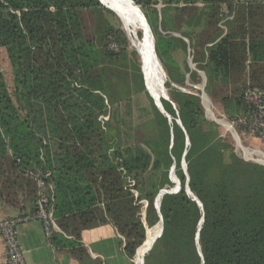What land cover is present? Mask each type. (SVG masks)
Here are the masks:
<instances>
[{
	"label": "trees",
	"instance_id": "trees-1",
	"mask_svg": "<svg viewBox=\"0 0 264 264\" xmlns=\"http://www.w3.org/2000/svg\"><path fill=\"white\" fill-rule=\"evenodd\" d=\"M131 1L154 37L169 95L160 103L170 122L146 92L115 15L98 0H0V200H21L33 211L37 188L26 174L49 171L59 230L50 244L80 263L82 232L111 225L133 259L161 217L162 233L143 248L144 264H264V166L238 157L205 117L198 93L182 90L187 75L198 84L203 72L206 95L222 103L228 120L242 112L246 84L264 90V1ZM223 5L231 19L221 17ZM139 93L153 115L143 140L124 145L119 128L99 117ZM40 109L54 158L38 135ZM172 167L180 189L162 195L159 217L155 199L174 187ZM120 168L134 180L137 196Z\"/></svg>",
	"mask_w": 264,
	"mask_h": 264
},
{
	"label": "built area",
	"instance_id": "built-area-1",
	"mask_svg": "<svg viewBox=\"0 0 264 264\" xmlns=\"http://www.w3.org/2000/svg\"><path fill=\"white\" fill-rule=\"evenodd\" d=\"M221 16L231 19L226 5L222 6ZM109 48L112 51H118L119 49L114 42H110ZM241 100L242 106L245 109L244 115L241 116V113L236 115L230 123L225 120L228 123L230 130L236 135L235 141H238L237 135H240L246 139L257 138L264 143V90L251 88L246 84L242 92ZM106 120L107 119L104 116L99 117V121L102 125ZM240 149L245 160H251L252 157L255 156L260 158L262 161L259 162H262L264 165V153L261 150L251 149L249 147H240ZM119 170L122 171V175L127 181V187L134 196H137L136 191L133 189L135 184L134 180L129 176H126L125 171L122 168ZM26 176L36 184L37 188L34 210L14 217L5 218L0 221V238L4 243V258L6 264H27L24 259V250L18 239L17 230L20 225L34 221L39 222L47 244H50L52 233L54 231H59L55 224L52 210L54 190L52 184L47 182L51 177V173L49 171L40 170L28 171ZM140 203L142 204V210H145L146 202L141 201ZM135 256L133 260L135 264H137Z\"/></svg>",
	"mask_w": 264,
	"mask_h": 264
},
{
	"label": "rangeland",
	"instance_id": "rangeland-1",
	"mask_svg": "<svg viewBox=\"0 0 264 264\" xmlns=\"http://www.w3.org/2000/svg\"><path fill=\"white\" fill-rule=\"evenodd\" d=\"M115 22L118 24V26L120 28L122 27V25H121V23L117 17H116ZM139 35H140L139 38L142 39V35L141 34H139ZM128 44H129L128 53H129L130 59H131L130 53L135 52L136 57H137V61L140 64V60H139V56L137 54V51L130 45L129 41H128ZM181 57L183 58V56H181ZM181 57L179 56L177 58H181ZM188 58H189V56H187L186 61H188ZM164 74H165V72H164ZM198 74L200 76L201 71H198ZM186 77H187V82H186L187 87L183 88L182 90L190 92V93H198L200 100H201L202 107H203V103L205 106V108L203 107L205 117L207 115V117H206L207 119L211 120V118H215L216 120L219 121V123H222L224 128L218 124L219 129H220V133L223 134L227 138V140L232 144L235 154L238 157H240L242 160H244L245 162H251V163H255V164L264 166L262 164V162H259L262 160L260 158L255 157V156L252 157L251 160H245L244 155L240 149V147H245V148L249 147L251 149L261 150L264 153V143L257 138L246 139L240 135H237L238 141H235L234 138L232 137L231 133L227 132L225 130V129L230 130L228 124L221 121V120H226L228 123H230L232 121V120H228L226 118V116L224 114V108H223L222 103L219 100L211 99L209 96H208L209 99L204 97L203 101H202L201 91H200L201 86H202L201 76H200L201 81L198 84H190V82L188 80V75ZM165 82H166V75H165ZM205 85H206V83H205ZM164 88L167 91V88L165 86H164ZM167 95H168V92H167ZM168 98H169V95H168ZM37 102H39L40 107L43 106L42 100L38 99ZM207 109L209 110V116L210 117L208 116V110ZM40 111H42V114L37 112V119L38 120L36 123V125L38 126V135L42 139V145L50 146L49 149L51 150V158H54L55 153L57 152L56 146L54 145V143L51 139L50 140L46 139V138H48L47 137L48 134L45 130V124L43 122V117H44L45 112L43 109L42 110L40 109ZM41 115H43L42 120L40 118ZM152 115H153V113H152L151 105H150L148 98L146 97V95L144 93H139L136 96H133L132 99H130V100L121 101V102L114 104L112 107H110L109 114L105 115L104 117L107 119L105 122L111 124L114 127L119 128L121 138H122V142L124 145H133V144H135V142L142 141L144 135L147 134V132H148L147 124H148L149 120H151ZM211 121H213V120H211ZM237 142H238V147H237ZM43 153H42V155H43ZM42 155H41V157H42ZM169 175H170V172H169ZM17 202L15 204H17ZM0 204H1V200H0ZM4 206L5 207L6 206L12 207V205L9 203H6V205L4 204ZM142 216H144V210H143ZM153 230H154V228H153ZM154 233L155 232L149 233V239L145 244L151 243V240L155 236ZM146 253H145V251H143V249H141V251L139 250L138 259L140 260V263L143 261ZM136 263H137V261H136ZM134 264H135V262H134ZM137 264H139V263H137Z\"/></svg>",
	"mask_w": 264,
	"mask_h": 264
},
{
	"label": "crops",
	"instance_id": "crops-1",
	"mask_svg": "<svg viewBox=\"0 0 264 264\" xmlns=\"http://www.w3.org/2000/svg\"><path fill=\"white\" fill-rule=\"evenodd\" d=\"M198 5L200 6L201 4L198 3ZM174 35L179 37L177 34ZM184 41L186 43L188 42L186 39ZM4 204L1 201L0 221L5 218L30 212L25 204L23 206L21 200L17 204L12 205V207H7L8 205L5 207ZM17 231L19 242L24 250V259L27 264H134V260L129 259L123 253V243H121L123 240L121 236L109 224L82 232L81 244L85 250L82 263L78 262L79 260L71 255L68 249H58L47 244L41 224L37 221L20 225ZM0 264H6L4 258V243L1 238Z\"/></svg>",
	"mask_w": 264,
	"mask_h": 264
},
{
	"label": "bare ground",
	"instance_id": "bare-ground-1",
	"mask_svg": "<svg viewBox=\"0 0 264 264\" xmlns=\"http://www.w3.org/2000/svg\"><path fill=\"white\" fill-rule=\"evenodd\" d=\"M104 6L113 10L120 16L122 31L126 35L130 45L137 51L139 56L140 65L145 79V90L153 97L155 102H160L164 98L165 88V74L161 64L158 62L156 55L152 50L150 35L145 26L143 18L137 8L129 0H99ZM138 33H141L142 39L139 38ZM156 54V53H155ZM208 110V109H207ZM209 116V110H208ZM210 117V116H209ZM222 122L228 124L225 120ZM220 125L223 127L222 123ZM229 126V125H228ZM224 128V127H223ZM230 129V127H229ZM229 131L228 129H226ZM177 180L175 181V183ZM160 227L159 224L154 227V238L151 243L145 244L142 248L137 250L135 259L137 263H140L138 259L139 250L148 247L153 244L156 238V228ZM146 237V235H145Z\"/></svg>",
	"mask_w": 264,
	"mask_h": 264
},
{
	"label": "water",
	"instance_id": "water-1",
	"mask_svg": "<svg viewBox=\"0 0 264 264\" xmlns=\"http://www.w3.org/2000/svg\"><path fill=\"white\" fill-rule=\"evenodd\" d=\"M129 1H131V0H129ZM98 2L100 3V5H101L102 7L108 9L109 11H111V12H112V13L118 18V20H119L120 23H121L120 16H119L116 12H114L113 10H111V9L107 8L106 6H104L99 0H98ZM137 8H139V7L137 6ZM139 12H140V14H141V16H142V18H143V21H144V23H145V26L147 27V30H148V32H149L150 40H151V45H152V50H153V52H154V55H156V54H155V50H154V37H153L152 32H151V30H150V28H149V26H148V24H147V22H146L145 17H144V15H143V13L141 12L140 9H139ZM156 57H157V56H156ZM157 60H158V58H157ZM158 62L160 63L159 60H158ZM188 66H189V68H190L191 70L194 69V64L192 63V61H191V57H190V56H189V58H188ZM140 70H141V73H142V75H143L144 87H145V79H144V74H143V71H142L141 66H140ZM200 76H201V78H202V86H201V90H200V91H201V98H202V101H203V98H204V97L207 98V99H209V98H208V96L206 95V93H205V91H204L205 83H206V77H205L204 73H202V72H201ZM146 92H147V91H146ZM147 93H148V92H147ZM148 95H149V97L152 99L153 104H154V106L156 107V109H157V110H158L163 116H165V117L168 119V121L170 122V117H169V115H167V114L165 113L164 109L162 108L161 103L158 102V101L155 102L154 99H153V97H152L149 93H148ZM163 99L168 101V95H167V91H166V89H165V93H164V98H163ZM203 107L205 108L204 103H203ZM173 108H174V106H173ZM244 111H245V109L243 108V109H242V112H241V116L244 115ZM206 117H207V115H206ZM211 120H213L215 123H217V124L220 125L219 121L216 120L215 118H211ZM176 124L182 128L181 123H180L179 120H176ZM229 132L231 133V135H232V137L234 138V140H236V135H235L231 130H229ZM188 145H189V141H188V138H186V145H185V146H188ZM184 155H185V152H184V154H183V156H182L181 166H182L183 170L185 171V175H186V177H187V181H188V176H187V173H186V164H185V162H184ZM172 175H174V167H172V169H171V171H170V175H169V180L174 184V187L171 188L170 190H166V189L160 190V192L158 193V195H157V197H156V199H155V208L157 209L158 214H159L160 199H161L162 195H164V194H174V193H177V192L179 191V189H180V186H179V182H178V180L176 179L177 182L175 183V182L172 180ZM174 177H175V176H174ZM175 178H176V177H175ZM185 191H186V194H187L189 197H191L192 200H194V201L197 203L198 206H201V205H200V202L198 201V199H197V198H196V197L190 192V190H189L187 184L185 185ZM159 217H160V214H159ZM202 221H203V220L201 219L200 224H199V228H200V226H201V224H202ZM158 224L160 225V231H159V234L157 235V237L155 238L154 242L160 237V235H161V233H162V220H161V217H160V222H159ZM146 229H147V228H146ZM145 235H146V234H145ZM154 242H153V243H154ZM143 243H144V242H143ZM196 244H197V250L199 251L200 247H199V245H198V234H197V236H196ZM142 245H143V244H142ZM142 245H141V246H142ZM152 245H153V244H152ZM141 246H140V247H141ZM140 247H139V248H140ZM151 247H152V246H151ZM151 247L149 248V250L151 249ZM139 248H138V249H139ZM138 249H137V250H138ZM137 250H136L135 255L137 254ZM199 254H200V252H199ZM200 255H201V254H200ZM142 262H143V261H142ZM201 264H203V262H202Z\"/></svg>",
	"mask_w": 264,
	"mask_h": 264
}]
</instances>
